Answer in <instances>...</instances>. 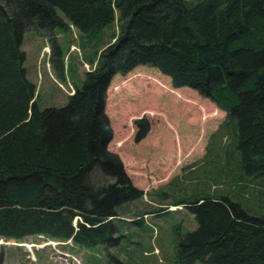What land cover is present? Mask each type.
I'll return each mask as SVG.
<instances>
[{
	"label": "trees",
	"instance_id": "16d2710c",
	"mask_svg": "<svg viewBox=\"0 0 264 264\" xmlns=\"http://www.w3.org/2000/svg\"><path fill=\"white\" fill-rule=\"evenodd\" d=\"M114 25L116 33L107 31ZM71 27L81 40L102 36L98 60L64 106L40 109L23 66V35L34 30L49 39L50 65L62 83L56 29ZM140 65L211 100L225 114L218 131L231 139L218 147L221 183L197 177L199 185L161 203L192 214L185 231L173 230L174 263L264 264V213L214 187L237 182L244 190L242 177L264 176V0H0V238L118 242L115 221L132 222L118 208L144 193L108 149L106 90L116 74ZM134 126L139 142L149 125L142 117ZM107 257V264H126L109 250Z\"/></svg>",
	"mask_w": 264,
	"mask_h": 264
},
{
	"label": "rangeland",
	"instance_id": "374dc122",
	"mask_svg": "<svg viewBox=\"0 0 264 264\" xmlns=\"http://www.w3.org/2000/svg\"><path fill=\"white\" fill-rule=\"evenodd\" d=\"M106 29L116 33L117 25ZM56 36L64 51L66 81L62 83L53 75L48 38L28 30L21 44L26 56L23 66L27 78L36 84L40 109L64 106L67 96L74 93V84L81 86L85 72L95 67L102 48V36L81 40L74 27L56 29ZM104 111L112 131L108 149L118 154L133 185L144 193L139 200L118 208L132 222L115 221L114 237L118 242L112 246H84L46 235L27 236L20 242L0 238V256L4 263L107 264L109 250L126 264H175L173 230L178 225L185 231L183 223L192 214L182 206L165 209L166 204L161 203L170 202L171 194L179 195L199 185L195 183L197 177L209 178L213 184L212 177L217 182L225 179L219 173V166L224 164V151L218 148L225 139L231 142L224 132L218 131L225 114L195 90L174 88L168 76L142 65L111 79ZM142 117L147 120L149 130L142 140L135 142L134 121ZM219 151L220 158L216 156ZM242 180L244 190L237 182L223 189L216 184L214 187L239 201L249 212L264 213V176L242 177ZM154 190H163L169 195L160 199ZM157 208L166 212L155 214L153 210ZM136 221L142 222L135 224Z\"/></svg>",
	"mask_w": 264,
	"mask_h": 264
}]
</instances>
